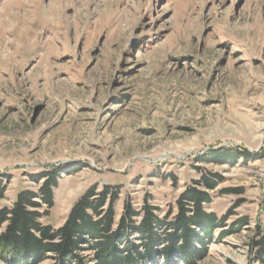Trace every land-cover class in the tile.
Returning a JSON list of instances; mask_svg holds the SVG:
<instances>
[{"label":"rangeland","instance_id":"obj_1","mask_svg":"<svg viewBox=\"0 0 264 264\" xmlns=\"http://www.w3.org/2000/svg\"><path fill=\"white\" fill-rule=\"evenodd\" d=\"M59 168L53 228L93 186L161 218L212 171L227 221L194 264H262L264 0H0V209Z\"/></svg>","mask_w":264,"mask_h":264},{"label":"trees","instance_id":"obj_2","mask_svg":"<svg viewBox=\"0 0 264 264\" xmlns=\"http://www.w3.org/2000/svg\"><path fill=\"white\" fill-rule=\"evenodd\" d=\"M243 152H211L203 161L233 164ZM62 169H49L30 175L36 191L22 190L9 207L0 209V264H140L160 257L162 264H194L203 258L213 232L224 228L227 216L218 218L205 211L211 203L208 191L216 189L222 178L212 171L202 173L176 199L175 207L159 217L158 208L146 200L140 210L129 199L123 202L116 220L115 205L119 187L93 186L72 205L63 224L46 226L42 220L54 206V191ZM0 187V199L4 194ZM245 220L239 222L245 225ZM232 231L221 230L217 239ZM256 259L264 256V236L254 243Z\"/></svg>","mask_w":264,"mask_h":264}]
</instances>
